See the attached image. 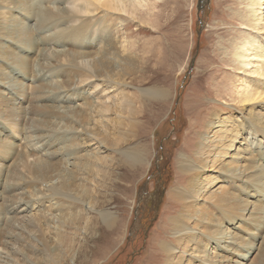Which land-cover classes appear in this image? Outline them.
<instances>
[{
	"label": "bare ground",
	"instance_id": "6f19581e",
	"mask_svg": "<svg viewBox=\"0 0 264 264\" xmlns=\"http://www.w3.org/2000/svg\"><path fill=\"white\" fill-rule=\"evenodd\" d=\"M37 1H0L2 17L0 95H6L0 98V118L11 123L12 127H17V133L22 136V140H25L27 147H30L29 151L20 149L18 152L15 143L9 141L0 131V158L8 159L10 162L9 165L3 166L7 170L0 172V181L5 174H9L13 175L16 181L19 179L17 184L23 186L18 188L20 190L14 196H6L0 191V226L6 224L9 226L16 220L14 216L7 215L8 212L4 213L1 208L3 207L1 200L6 199L7 205L12 202L21 204L22 208L18 212L25 213L23 215L30 218L35 217L34 223L39 215L42 217L45 215L47 218L45 223L49 225H52V220L63 222L66 217L68 218L64 210L67 204L65 201L72 198L71 201L77 202L75 199L80 200L82 193L89 192L87 187H83L81 177V173L90 167L84 162L87 160L85 155L81 154L84 151V139L89 138L99 149H106L102 144L103 140L112 141L116 147L121 143L122 126L126 123L122 118L128 119L134 126L138 113L136 98L127 90L126 86L129 85L122 79H126L135 71H144L145 65L148 69L150 63L148 60H140L134 56L137 50L134 48L135 45H130L131 42L123 40L119 45L117 39H111L108 31L104 30L107 29L102 22L104 17L93 20L94 16L103 9L108 13L118 10L139 14L141 9L149 5V0ZM241 4L244 5V9L234 13L233 17L239 19L242 34L238 33L239 38L236 40L231 38L232 43H228L229 47L226 46L225 51L230 56L231 71L242 70L243 74H250L253 79L251 88L246 87L245 83L240 93L236 94L235 89L233 90L238 106L241 104V110L245 114L241 120L229 119L230 117L226 119L216 113L215 116H211L210 133L203 136L204 143H201V146L207 144L213 158L204 165L196 161H192L193 164L190 157L182 153L179 167L183 173L189 174L194 182L189 184L190 190L175 187L169 191L170 197H179L185 208H188L196 207L191 204L192 197L196 193L204 195L208 189L215 187L221 189L219 200L214 202L221 211L224 209L231 225L217 223L216 229L208 228L202 232L203 238L208 241L205 250L197 249L205 260L202 264H243L241 259H249V255L257 249L258 243H254L249 249L238 237L239 231H244L246 230L244 227H248L245 225L246 222L254 226L259 220L255 225L257 227L254 238L258 240L262 238L261 243H264V235L257 232L262 226L264 228V148L260 147L264 146V87H260L264 84V0H241ZM232 20L235 21L234 18ZM57 21L63 23L65 27L51 32V25ZM84 21L90 25L88 27H92L93 22L94 25L98 22V26L95 25L94 29L89 30L83 28L81 31L83 34H78V36L83 35L82 39L69 42L76 48L60 51L56 49L57 52L54 54L50 52L48 43L59 41L62 45L60 39L65 40L66 30L72 28L75 22L83 25ZM97 32L102 34L98 36ZM50 65L55 70H50ZM38 67L41 68L42 76L44 75V83L30 86L26 85L28 83L26 80L23 79L22 82L17 79V75L28 81L32 80L28 76L35 79L36 69H40ZM223 70L229 72L228 67H224ZM31 91L38 93L37 96L34 95L36 100L40 99L37 104L35 102L34 106H31L35 114L29 116L30 121L25 127L23 122L27 119V115L24 116L23 111L27 105L24 104L22 107L20 100L24 98L26 101L29 100L30 104ZM138 91L142 101L166 99L170 96L168 90L156 85L139 88ZM107 113H111L114 117L108 116ZM34 123L37 127L30 128L35 125ZM107 125H111V131ZM29 130H35V134L29 135ZM104 130H107L106 136ZM251 132L261 136L254 149L249 147L246 141L248 138L246 134ZM29 141L33 142L29 145ZM38 144H45L44 149L40 147L41 151L38 150ZM113 150L115 153L118 151L117 148ZM121 152L124 155V159L121 160L129 167L144 160L145 153L140 147H129ZM102 158L96 156L98 162ZM115 160L116 154L112 160L113 164L105 174L106 180L107 173L113 169L107 179L110 185H113ZM214 171L215 173H212ZM193 184H199V187ZM102 187H109L108 182L104 181ZM47 190H52L51 195ZM91 197L93 198L91 203L95 205L96 195ZM45 206L49 207L45 209ZM87 208L96 209L90 203ZM204 211L200 214V221L207 215L205 209ZM99 214L109 228L115 224L114 213L103 210L99 211ZM254 218L257 220L254 221ZM173 222L178 228L175 232L182 235L184 229L180 230L181 222L176 218ZM1 233L0 231V235ZM58 235L63 237L60 232ZM0 240L2 241V236ZM54 241L56 244L57 239ZM166 243L161 244V247L173 257L180 249L166 247ZM257 250V264H264V248L260 245ZM3 251L4 249L0 248V264H10L1 259H5L7 255ZM20 260H24L26 264H35L26 255Z\"/></svg>",
	"mask_w": 264,
	"mask_h": 264
},
{
	"label": "rangeland",
	"instance_id": "374dc122",
	"mask_svg": "<svg viewBox=\"0 0 264 264\" xmlns=\"http://www.w3.org/2000/svg\"><path fill=\"white\" fill-rule=\"evenodd\" d=\"M148 4L139 14L118 10L108 13L103 9L93 18L94 20L104 17L102 22L107 26L104 30L108 31L111 39H117L118 43L123 40L131 42L130 45H135L134 48L138 51H135L134 56L150 62L148 69L145 65L144 71H135V77L132 74L122 79L129 85L126 86L127 90L136 98V127L129 123L128 119L122 118L126 123L122 126V141L117 147L112 141L102 139L106 149H99L89 138L84 139V151L81 154L85 155L87 160L84 162L90 167L81 173V177L83 187H87L89 192L82 193L80 200L75 199L77 202L71 201L72 198L65 201L67 204L64 210L68 218L63 222L55 219L56 221L52 220V225H49L45 223V215H39L34 223L35 217L30 218L23 215L25 213H19L21 204L12 202L7 205V199L1 200L4 213L8 212L7 215L16 218L11 226L9 225L10 228L7 224L6 227L0 226V248L7 253L2 260L10 264H26L24 260H20L26 255L35 264H202L205 260L197 249L205 250L208 243L202 232L208 228L216 229L217 223L231 225L224 209L221 211L214 202L219 200L221 189H208L204 195L196 193L191 202L196 207L188 208H185L179 197H170L169 191L175 187L190 190L189 184L194 182L192 177L183 173L179 167L182 153L190 157L191 162L196 161L200 165L213 158L207 144L201 146V143H204L203 136L210 133L209 126L214 114L233 120H241L245 114L241 110V104L238 106L233 90L235 89L236 94L240 93L245 83L246 87L251 88L253 79L250 74H243L242 70L231 71L230 56L225 51L228 43H232V39H238V33L242 34L241 23L233 15L243 10L244 5L241 0H149ZM57 23L51 25V32L65 27L60 21ZM97 24L95 25L98 26ZM95 25L93 22L92 27H88L90 25L85 21L83 25L75 22L72 28L66 30L65 40L60 39L62 45L59 41L48 43L50 52L54 54L57 50L76 48L69 42L81 40L83 35L78 34H83L82 29H94ZM100 34L102 33H96L98 36ZM224 67H228L229 72H225ZM49 69L55 70L52 65ZM36 72L35 79L28 76L32 79L28 81L21 75H17V79L22 82L26 80V85L30 86L44 83L41 68L36 69ZM155 85L168 90L169 98L142 101L138 89ZM260 87L263 88L264 84ZM37 94L36 91L30 92V104L29 100L21 97L22 107L27 105L23 111L24 116H28L23 122L25 127L30 121L29 116L35 114L31 106L39 101L40 98L36 100L35 97ZM2 96L6 97L5 94ZM2 96L0 95V98ZM107 114L114 117L111 113ZM0 120L1 133L15 143L17 151H29L30 147H27L25 140L17 133V127H12L13 125L3 118ZM34 124L30 128L37 127L36 123ZM107 127L111 131V125ZM104 131L106 136L107 130ZM28 132L29 135L35 134V130ZM246 136L247 144L254 149L261 136L253 132L247 133ZM31 142L33 141L28 144ZM38 146V150L40 147L44 149L45 144ZM129 147H140L145 153L144 160L133 167L121 160L124 159L121 150H127ZM114 148H117L118 154ZM115 154L113 185H110L107 179L113 169L107 173L106 180L105 174L113 164ZM96 156L103 158L98 162ZM9 164L8 159L0 158V172L7 170L3 166ZM5 175L1 176L3 180L0 181V191L6 196H14L19 192L18 188L23 186L17 184L19 179L16 181L13 175ZM104 181L108 182L109 187H102ZM193 185L199 187V184ZM47 192L51 195L52 190ZM91 195H96L95 205L91 203ZM89 203L96 209H88ZM47 207L49 206L44 208ZM204 209L207 215L200 221L199 217ZM103 210L116 215V222L111 228L104 224L99 214V211ZM175 218L181 222L180 230L184 229L182 235L175 232L178 231L173 222ZM255 220L257 219L254 218ZM258 223L259 220L256 221V224ZM245 225L248 227L239 231L238 237L249 249L254 243H258L257 249L260 245L264 248L262 238H254L257 226L248 222ZM58 232L63 235L62 238ZM257 232L264 235L263 226ZM165 242L166 247L180 249L174 253L175 258L161 247ZM257 249L249 255V259H241L243 264H257Z\"/></svg>",
	"mask_w": 264,
	"mask_h": 264
}]
</instances>
